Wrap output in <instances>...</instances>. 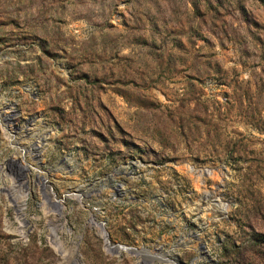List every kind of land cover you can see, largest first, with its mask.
Masks as SVG:
<instances>
[{
    "label": "rangeland",
    "instance_id": "rangeland-1",
    "mask_svg": "<svg viewBox=\"0 0 264 264\" xmlns=\"http://www.w3.org/2000/svg\"><path fill=\"white\" fill-rule=\"evenodd\" d=\"M0 105V264H264V0H0Z\"/></svg>",
    "mask_w": 264,
    "mask_h": 264
},
{
    "label": "bare ground",
    "instance_id": "bare-ground-1",
    "mask_svg": "<svg viewBox=\"0 0 264 264\" xmlns=\"http://www.w3.org/2000/svg\"><path fill=\"white\" fill-rule=\"evenodd\" d=\"M9 107V105H8ZM7 106H2L0 105V122L2 123V125H5V124H8V120L14 116V114L11 112V111H8ZM36 120L35 119H30L26 122V124L22 125V126H18V125H12V124H9L8 129H9V132H10V137H11V141L15 144H18L20 143V141L23 139V138H26V137H29L33 134V131H34V126L36 127ZM38 142V141H37ZM40 144V143H39ZM32 146V147H31ZM27 148L28 150V155H31L32 157H37L39 156V145L36 143L35 145H31ZM43 146V145H42ZM42 146H41V149H42ZM45 148V147H44ZM44 150V149H42ZM41 157V156H40ZM39 157V158H40ZM20 158V157H19ZM1 167V166H0ZM49 176H45L44 178H41L40 176V186L42 188V190H45L48 188V186L46 185L48 182H49ZM21 179V178H20ZM20 187V184H15V185H12L11 187H9L8 189V193H11L10 195H12V199H14V194L13 192L16 191L17 188ZM47 192V191H46ZM47 195V199H48V195H49V192L46 194ZM17 208V207H16ZM20 208V204H19V207L17 209ZM105 236V235H104ZM106 238V237H105Z\"/></svg>",
    "mask_w": 264,
    "mask_h": 264
}]
</instances>
